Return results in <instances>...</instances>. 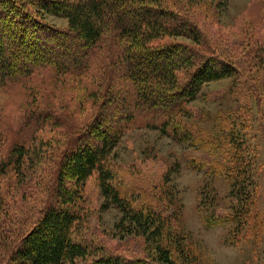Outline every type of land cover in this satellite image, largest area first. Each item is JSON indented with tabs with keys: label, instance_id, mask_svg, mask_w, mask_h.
I'll list each match as a JSON object with an SVG mask.
<instances>
[{
	"label": "rangeland",
	"instance_id": "1",
	"mask_svg": "<svg viewBox=\"0 0 264 264\" xmlns=\"http://www.w3.org/2000/svg\"><path fill=\"white\" fill-rule=\"evenodd\" d=\"M160 4L190 20L203 40L202 46L185 38L164 42L187 44L201 56L219 55L236 72L205 84L196 100L187 104V115H179L178 132L191 129V137L181 141L171 129L163 133L138 121L127 127L113 151L115 181L123 197L133 206L160 213L166 220L162 236L139 235L138 227L122 225L123 213L104 197L94 175L85 186L78 238L107 254L143 264H161L159 247L169 251L175 264H264V0H160ZM46 19L68 29L65 19ZM52 76L36 79L34 87L42 96L28 102L40 101L64 121L47 120L37 137L28 136V157L35 166L27 171L24 184L15 173L1 180L0 264L52 202L63 151L89 115L87 104L79 105L84 101L81 94L64 80L53 82ZM179 78L185 80V72ZM25 96L1 91V115L19 116ZM6 122L12 128L5 134L9 138L5 157L7 145L26 132L19 123ZM245 186L253 193L249 213L240 201Z\"/></svg>",
	"mask_w": 264,
	"mask_h": 264
},
{
	"label": "trees",
	"instance_id": "2",
	"mask_svg": "<svg viewBox=\"0 0 264 264\" xmlns=\"http://www.w3.org/2000/svg\"><path fill=\"white\" fill-rule=\"evenodd\" d=\"M47 16L67 20L68 29L49 24ZM166 38L203 43L198 28L160 0H0V92H24L27 99L17 117L7 118L0 111V184L10 173L24 184L35 166L28 157V136L37 137L47 120L64 121L40 101L28 102L41 95L34 87L39 76L64 80L81 94L79 105L89 109L82 131L63 151L52 202L2 264H143L78 238L86 183L97 175L104 197L123 213L122 225L138 227L139 235L162 236L165 218L123 197L115 181L113 151L127 127L138 121L171 131L181 141L191 137V129L178 132L179 115H187V104L205 84L236 72L219 55L201 56L187 44L164 42ZM181 71L185 80L179 78ZM6 121L19 123L27 133L23 130L25 136L7 145L5 157V134L12 128ZM246 188L240 189V201L249 213L253 193ZM158 259L175 264L161 247Z\"/></svg>",
	"mask_w": 264,
	"mask_h": 264
}]
</instances>
